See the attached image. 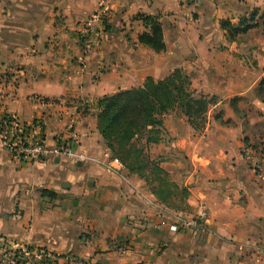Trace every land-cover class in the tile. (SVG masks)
<instances>
[{"label":"crops","instance_id":"obj_1","mask_svg":"<svg viewBox=\"0 0 264 264\" xmlns=\"http://www.w3.org/2000/svg\"><path fill=\"white\" fill-rule=\"evenodd\" d=\"M253 10L263 11L264 0H0V120H41L50 149L71 121L75 156L17 160L0 139V235L81 264H264V101L256 95L264 25L234 41L219 26ZM96 13L100 41L83 56ZM137 15L159 17L163 52L138 43L147 30ZM175 69L195 97L213 99L199 130L174 109L162 118L161 141L148 146L188 192V211L160 203L124 169H110L96 129L98 99ZM200 203L208 208L202 229L168 230Z\"/></svg>","mask_w":264,"mask_h":264},{"label":"trees","instance_id":"obj_2","mask_svg":"<svg viewBox=\"0 0 264 264\" xmlns=\"http://www.w3.org/2000/svg\"><path fill=\"white\" fill-rule=\"evenodd\" d=\"M135 18L147 30L138 36V43L155 53L163 52L165 45L159 17L137 15ZM259 25H264V10H253L236 24L229 20L219 22L228 41H234L237 36ZM256 95L260 101H264V77L258 84ZM212 103L213 99L195 97L190 90L188 76L182 70L175 69L161 81L147 78L138 88L98 99L95 103L96 129L110 157L118 159L128 173L143 180L157 201L172 208L170 203L176 193L187 195V191L178 189L169 180L158 161L147 155L146 149L161 141L164 114L177 109L186 117L192 129L199 130ZM142 136L144 143L138 146L135 141ZM173 209L183 210L178 207Z\"/></svg>","mask_w":264,"mask_h":264},{"label":"built area","instance_id":"obj_3","mask_svg":"<svg viewBox=\"0 0 264 264\" xmlns=\"http://www.w3.org/2000/svg\"><path fill=\"white\" fill-rule=\"evenodd\" d=\"M101 14L96 13L84 30L83 56L90 55L100 41L96 24L101 21ZM73 123L70 121L60 134L53 149L48 148L43 139L44 125L41 120L31 124L21 123L15 116H4L0 120V139L5 151L13 158L26 162L44 161L50 157L74 158L70 149ZM257 153V164L260 162V152ZM107 166L118 172L123 170L122 164L116 158L105 154ZM259 168V165L257 166ZM208 215L205 203L198 204L195 214L189 217H174L168 230L173 233L196 232L202 229ZM82 261L69 253L59 254L54 250L32 246L24 241H16L0 235V264H81Z\"/></svg>","mask_w":264,"mask_h":264},{"label":"rangeland","instance_id":"obj_4","mask_svg":"<svg viewBox=\"0 0 264 264\" xmlns=\"http://www.w3.org/2000/svg\"><path fill=\"white\" fill-rule=\"evenodd\" d=\"M173 72V71H172ZM144 143V138L143 136L142 137H139L136 141H135V144H137L138 146H140V144H143ZM146 153L147 155L149 156L148 154V147L146 149ZM150 157V156H149ZM156 161H158L159 163V160L156 159ZM125 170V169H124ZM126 171V170H125ZM170 180V179H169ZM144 185L148 188L149 190V187L146 185V183L141 180ZM178 189H184V188H178ZM141 195V197H143L142 194H139ZM144 199V198H143ZM171 206L173 205V207H178L179 209H183V211H188L191 207H192V201L190 200L189 198V195H188V192H187V195H184V193H179L177 194L176 193V196L173 198V201H171ZM173 207H169L171 209H173ZM175 210V209H173ZM176 211H179V210H176ZM192 216V215H191Z\"/></svg>","mask_w":264,"mask_h":264}]
</instances>
